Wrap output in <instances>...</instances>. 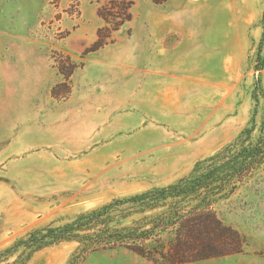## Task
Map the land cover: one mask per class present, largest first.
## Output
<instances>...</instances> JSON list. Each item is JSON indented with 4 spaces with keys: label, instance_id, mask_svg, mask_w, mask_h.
Segmentation results:
<instances>
[{
    "label": "rangeland",
    "instance_id": "374dc122",
    "mask_svg": "<svg viewBox=\"0 0 264 264\" xmlns=\"http://www.w3.org/2000/svg\"><path fill=\"white\" fill-rule=\"evenodd\" d=\"M109 1L0 0V254L177 181L247 130L264 141V0H126L131 19L90 51ZM217 209L244 250L182 264H264V165ZM78 247L25 264H160Z\"/></svg>",
    "mask_w": 264,
    "mask_h": 264
},
{
    "label": "trees",
    "instance_id": "16d2710c",
    "mask_svg": "<svg viewBox=\"0 0 264 264\" xmlns=\"http://www.w3.org/2000/svg\"><path fill=\"white\" fill-rule=\"evenodd\" d=\"M131 3L110 0L100 10L113 26L100 29L90 51L107 43L108 30H118L131 19ZM244 134L245 137L240 136L199 161L177 181L113 199L79 214L72 222L52 223L37 229L0 254V258L7 259L24 248L18 264H25L34 252L72 240L79 242L77 259L99 250L120 248L160 264H182L241 253L246 239L225 223L217 205L230 198L264 165V141H252L248 130ZM129 218L130 223L123 225Z\"/></svg>",
    "mask_w": 264,
    "mask_h": 264
}]
</instances>
